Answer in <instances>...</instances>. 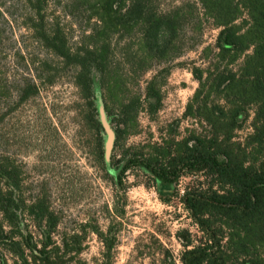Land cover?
<instances>
[{"label":"rangeland","instance_id":"rangeland-1","mask_svg":"<svg viewBox=\"0 0 264 264\" xmlns=\"http://www.w3.org/2000/svg\"><path fill=\"white\" fill-rule=\"evenodd\" d=\"M145 1L161 15L179 11V27L161 61L152 59L140 28L111 38L110 66L126 82L120 98L143 99L155 77L163 95L160 111L151 117L141 109L137 130L120 140L118 110L110 99L106 107L99 72L93 68L90 98L80 92L75 69H64L62 63L55 80L48 82L60 60L34 37L33 29L13 21L15 33L6 50L10 56L2 62L12 63L18 78L31 77L38 93L21 100L13 89L10 99L0 98V225L5 236L20 240L21 229L41 243L50 230L58 241L79 234L84 264H182L177 233L182 229L196 233L197 227L180 199L187 188L205 180L203 174L183 176L167 186L140 168L123 167L142 146L169 138L171 132L182 138L188 129L199 128L195 120L184 117L199 86L191 69L206 65L204 50L215 45L220 28L198 0ZM13 2L17 0L7 6ZM65 5L50 0L43 10L45 22L50 28L59 23L76 48L88 41L97 19L90 18V11ZM15 50L24 60L17 59ZM254 117L252 106L241 117L237 140L253 131ZM100 136L105 164L98 159ZM125 155L119 165L111 166ZM1 206L8 207L10 222ZM5 236L0 238V257L21 264Z\"/></svg>","mask_w":264,"mask_h":264},{"label":"trees","instance_id":"trees-1","mask_svg":"<svg viewBox=\"0 0 264 264\" xmlns=\"http://www.w3.org/2000/svg\"><path fill=\"white\" fill-rule=\"evenodd\" d=\"M9 1L0 0V98L10 99L13 89L21 100L38 93L31 77L18 78L12 63L2 62L10 56L6 50L15 33L13 21L21 20L60 60L48 82L55 80L62 63L64 69H75L80 92L90 98L93 68L99 72L106 107L109 109L112 100L122 125L116 130L117 140L137 130L141 109L151 117L160 111L163 95L156 77L148 82L143 99L141 95L120 98L126 82L110 66L111 38L140 28L152 59L161 61L169 54L176 36L179 11L161 15L148 8L145 0H52L75 11H90V18L97 19L88 41L74 48L59 23L47 27L43 10L50 0H17L7 6ZM198 1L220 28L215 45L204 50L206 65L191 69L199 86L184 117L195 120L199 128L188 129L182 138L171 132L169 138L163 136L161 141L142 146L123 171L132 166L140 168L167 186L178 183L183 176L203 174L205 180L187 188L180 199L197 227L196 233L190 229L177 233L183 246L182 264H264V0ZM163 36L166 38L162 41ZM16 51L17 59L24 60L20 50ZM252 106L253 131L243 141L237 140L241 117ZM99 139L98 159L105 164L103 137ZM123 159L126 155L110 164L119 165ZM1 210L10 222L8 207L1 206ZM18 233L20 240L5 236L4 226L0 225V238H10L16 262H86L80 257L83 248L79 234L58 241L50 230L39 243L31 235L26 237L21 229ZM0 264L10 263L0 257Z\"/></svg>","mask_w":264,"mask_h":264}]
</instances>
